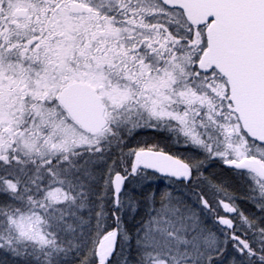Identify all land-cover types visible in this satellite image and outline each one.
Here are the masks:
<instances>
[{
    "label": "snow or ice",
    "instance_id": "snow-or-ice-1",
    "mask_svg": "<svg viewBox=\"0 0 264 264\" xmlns=\"http://www.w3.org/2000/svg\"><path fill=\"white\" fill-rule=\"evenodd\" d=\"M0 264H264V0H0Z\"/></svg>",
    "mask_w": 264,
    "mask_h": 264
}]
</instances>
